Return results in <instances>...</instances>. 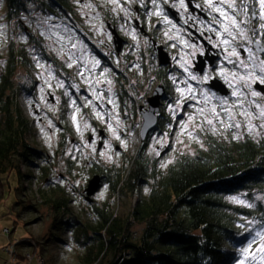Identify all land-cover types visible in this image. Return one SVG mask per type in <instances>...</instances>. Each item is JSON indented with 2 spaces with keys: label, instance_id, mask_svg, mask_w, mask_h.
<instances>
[{
  "label": "rangeland",
  "instance_id": "obj_1",
  "mask_svg": "<svg viewBox=\"0 0 264 264\" xmlns=\"http://www.w3.org/2000/svg\"><path fill=\"white\" fill-rule=\"evenodd\" d=\"M152 2L74 0L78 17L77 21L69 22L70 25L57 22L52 23L49 28L42 22L43 19L36 18H33L36 22H24L32 30L39 31L48 49L73 71V77L66 79L64 74H58L52 64L34 56L30 73L35 85L30 95H19V103L23 114L33 125L32 146L48 156L49 174L43 177L42 170L35 168L30 169L33 178L29 180L24 178L20 181L16 173L1 176L0 263L26 264V254L29 253L34 257L31 264H36L38 260L42 264H81L84 250L73 242L69 228L62 234L61 242L48 236L55 213L50 205L43 204L45 200L41 198L40 192L48 194L52 186L54 189L55 185H59V188L66 191L69 207L82 220H99L94 209L101 210L107 199L108 207L120 220H125L131 213L135 195L109 197L108 187L100 183L99 189L88 202L85 199V188L94 175H99L91 172L95 166L120 167L135 155L140 145L141 116L138 106L146 107L144 101L153 85L150 76H146L143 71L135 69L131 77L130 70L122 68L124 64L120 59L112 58L107 52L104 45L110 43V36L105 20H114L119 32L130 41L132 48L137 51L140 49L143 53L147 40L133 29L132 24L123 22L135 17V7L138 6L141 9L140 19L144 25L152 27L157 38H162L163 42L173 38L177 40L178 31L173 23H165L166 19H163L164 22L161 18L155 19L157 15ZM226 11L230 13L229 9ZM5 15L6 3L5 0H0V54L5 53L17 39L27 40L22 35L17 36L14 24L10 27V22L14 19L7 21ZM237 15L239 19H245L242 14ZM119 16L123 17L122 22H119ZM155 22H158L157 28L153 27ZM7 30L14 34V39L8 44ZM232 31L233 35L239 36L234 29ZM97 65H102L103 71L92 74L91 71ZM150 66L148 65L149 68ZM255 68L264 75L260 64L257 63ZM236 75L240 77L238 73ZM128 77L129 82L125 81L124 85L128 89L129 98L121 106L115 94L119 84L117 78L123 81ZM241 77L244 79V76ZM251 81L253 80H243L242 87L236 85V97L224 100L227 101L224 105L220 104L222 99H215V104L210 102L214 98L194 82L186 85L182 91L174 90L173 98L177 102L164 108L171 115L168 132L153 131L148 136L144 146L147 154L155 157L158 167L164 169L179 155H193L197 149H203V136L211 135L227 142L242 139L245 134L264 137V115L261 114L264 112V98L257 93L253 95L255 91ZM189 94L197 97L200 94L201 99L189 97ZM183 113L184 116L181 117ZM209 120L212 121L211 124H208ZM65 124L70 132L65 135L61 145V127ZM173 128L177 131L175 138H171L170 134ZM99 131L104 132L105 141L99 136ZM89 137L92 138L90 142ZM98 141H103L99 149ZM36 163L41 167L47 165L44 161ZM21 172L27 174L25 165L21 166ZM140 193H145L144 187L140 188ZM248 224L253 225L252 222ZM133 230L137 237L140 228L135 227ZM23 241H26L25 245L21 243ZM250 242L243 248H249L250 251L241 253V258L235 264H239L241 260L244 264H264V239L257 236ZM16 244L17 253L10 258L7 248Z\"/></svg>",
  "mask_w": 264,
  "mask_h": 264
},
{
  "label": "trees",
  "instance_id": "obj_2",
  "mask_svg": "<svg viewBox=\"0 0 264 264\" xmlns=\"http://www.w3.org/2000/svg\"><path fill=\"white\" fill-rule=\"evenodd\" d=\"M5 3L7 21L21 12L40 20L75 22L78 17L74 0ZM29 26L15 22V33L27 40L17 39L0 54V179L16 173L20 181L29 180L33 178L29 171L35 168L42 170L43 177L49 174L48 156L32 146L33 125L19 103V95H30L35 85L30 73L34 56L52 64L66 79L73 77V71L48 49L39 31ZM158 73L163 72L159 69ZM117 81L115 94L123 106L129 92L124 80ZM134 88L137 91V86ZM169 124L171 115L166 113L154 130L168 132ZM61 130L62 145L70 130L67 124ZM148 136L123 166L91 170L99 173L109 197L135 195L129 216L120 220L113 215L107 199L101 210L94 209L99 220H82L69 207L66 191L55 185L48 194L40 192L43 204L55 213L48 236L61 242L69 228L73 242L84 250L81 264H235L246 243L257 238V231H264V137L245 134L227 142L203 136V149L179 155L161 169L144 148ZM37 161L47 165L41 167ZM22 165L27 174L21 172ZM141 187L148 191L140 193ZM135 227L140 228L137 237Z\"/></svg>",
  "mask_w": 264,
  "mask_h": 264
},
{
  "label": "flooded vegetation",
  "instance_id": "obj_3",
  "mask_svg": "<svg viewBox=\"0 0 264 264\" xmlns=\"http://www.w3.org/2000/svg\"><path fill=\"white\" fill-rule=\"evenodd\" d=\"M152 1L155 7L154 12L157 15L155 19L161 18L162 22L165 21L163 19H166L169 23H173L175 29L178 31L179 37L177 40L173 38L163 42L162 38H157L154 31L151 30L152 27L143 24L140 19L141 9L136 6L135 17L133 16L131 20L126 19L123 21V17L119 16L118 20L119 22L123 21L126 24H132L133 29L138 31L144 37L143 39L147 40L146 50H143L144 52L142 53L140 49L138 51L136 48L133 49L130 41L119 32L117 23L110 19L105 20L106 29L110 36V43L104 46L112 58L120 59L121 63L124 64L122 68L125 67L127 70H130L131 77L133 76L132 71L135 69L143 71L146 76H150V82L153 85L150 87L151 92L149 96L156 86L161 85L164 87V96L161 99L158 122L161 120V117L166 115L165 106H172V104H175L174 102H177V99L173 98V91H182L191 82L204 88V91L214 99L229 101L236 97L233 95L236 85L242 87L243 80H253L251 81L253 82V90L261 98H264V94L254 88L255 84L264 85V82H262L264 75L260 72L258 73L255 68L257 63L261 67L264 66V30L259 29L261 21L258 18L253 19L250 24L241 25V27L247 30L246 36L240 37L236 35L237 38L235 40L228 37L230 43L223 45L220 43V40L226 34L221 33V37H217L214 32L208 30L212 16L218 14L211 12L205 0H184L183 8L180 7V0ZM223 2L225 9H228L227 5L229 3L225 0ZM247 6L249 9L247 16L250 17L252 11L255 10L258 17V0L255 5L249 2ZM229 12L230 16L233 15L231 10ZM242 15L245 17L244 14ZM150 19L155 20L152 17ZM157 23L155 22L153 27L157 28ZM107 24L111 28H114L117 34L124 40V44L118 52L115 50L112 34L107 28ZM211 27L217 28L220 32L223 31L218 25H211ZM253 28L256 31L255 36H253ZM257 40L261 41V43L257 44ZM256 45L260 52L256 49ZM158 47L162 48L168 59V64L165 66L158 65L156 52ZM233 51L236 55H230ZM148 65H151L150 68ZM159 69L163 73L159 74ZM237 73L240 77L236 75ZM241 76H244V79ZM129 78H125L124 82H129ZM217 82H219L220 86L224 87L223 91L227 92V94L222 95L211 88V85ZM149 96L145 98V101ZM189 97L196 98L197 96L189 94ZM198 97L197 99H201L200 94ZM142 107L146 108L147 106L142 105ZM101 139L105 141L106 137ZM103 141H98L99 143L101 142V146Z\"/></svg>",
  "mask_w": 264,
  "mask_h": 264
},
{
  "label": "snow or ice",
  "instance_id": "obj_4",
  "mask_svg": "<svg viewBox=\"0 0 264 264\" xmlns=\"http://www.w3.org/2000/svg\"><path fill=\"white\" fill-rule=\"evenodd\" d=\"M251 2L253 3V5H255V3L257 2V0H239V2H237V0H231V2L227 5V8L231 10V12L233 13V15H229L228 11H226L225 9V5L223 0H205V3L207 4L208 8L211 10V12L213 14H218V15H213L212 19L210 21V26L208 28V30L210 32H214L215 35L217 37H221V32L219 30H217V28H213L211 27V25H218V27L220 29H223V32L226 34L221 40L220 43H222L223 45H228L230 43L228 37H231L232 40H235L237 38V36L233 35V29L238 33V35L240 37H244L247 35V30L243 27H241V25L243 24H250L251 21L253 19L258 18L259 21H261V23L259 24V29L260 30H264V0H258L259 3V14L257 17V12L255 10L252 11L251 16L248 17V3ZM180 7L183 8L184 7V0H180ZM187 10V9H185ZM238 13L240 14H244L245 15V19L241 20L238 18ZM166 23H169V21H165ZM256 35V31L253 28V36ZM257 44H260L261 41L257 40L256 41ZM215 46V45H214ZM230 55H236V53L233 51L232 53H230ZM261 71H264V66L261 67ZM262 82H264V79H262ZM233 95H237L236 92H233ZM253 95L255 96L256 93H253ZM227 101L224 100H220V104L224 105L226 104ZM214 111V109H213ZM262 115H264V112L261 113ZM208 124H211L212 121L209 120L207 121ZM237 127H239V125H237ZM159 154V153H157ZM165 165H162V167H164ZM145 191L147 192L148 190L145 189ZM230 199H232L234 202L237 203H244V201L242 200H238L236 197H231ZM248 207H252L253 205H246ZM264 227V226H262ZM257 236L261 237L262 239H264V231H257L256 233ZM255 240V237L253 238V241ZM252 242H250L251 244ZM242 253L244 252H249L250 249L249 248H245L241 250ZM254 259V257H253ZM239 264H244V261L241 260L239 262Z\"/></svg>",
  "mask_w": 264,
  "mask_h": 264
},
{
  "label": "water",
  "instance_id": "obj_5",
  "mask_svg": "<svg viewBox=\"0 0 264 264\" xmlns=\"http://www.w3.org/2000/svg\"><path fill=\"white\" fill-rule=\"evenodd\" d=\"M137 25V23H136ZM107 28L109 29L110 33L112 34L113 44L115 45V50L118 52L122 45L124 44V40L117 34L114 28H111L107 24ZM257 49V45H256ZM258 50V49H257ZM157 57H158V65L165 66L168 64V59L166 54L163 52L161 47H158L157 50ZM258 52H260L258 50ZM219 82L211 85L215 91L220 92L222 95L227 94V92L223 91V86L218 84ZM254 88L264 94V85L255 84ZM164 96V87L161 85L156 86L153 89L152 94L146 99V108L142 106L139 107L140 116H141V125L139 130V141L144 142L147 138L148 134L156 128L158 122V113L160 111L161 99ZM99 136L101 138L105 137L103 131H99ZM91 137H89V142L91 141ZM101 147V142L98 143V149ZM101 177L100 175H94L87 183L85 188V199L86 201L90 202L91 197L97 192L100 187Z\"/></svg>",
  "mask_w": 264,
  "mask_h": 264
},
{
  "label": "built area",
  "instance_id": "obj_6",
  "mask_svg": "<svg viewBox=\"0 0 264 264\" xmlns=\"http://www.w3.org/2000/svg\"><path fill=\"white\" fill-rule=\"evenodd\" d=\"M17 21H22V22H28V21H33V22H36V20H34L32 17H28L25 13H20L19 14V16L16 18V19H14V20H12L11 22H10V27H12L13 26V24L15 23V22H17ZM42 22L44 23V24H46V25H48L49 26V28H50V25L52 24V23H57V22H62V23H64V24H69V22H70V20L69 19H57V18H52V19H45V20H42ZM70 25V24H69ZM10 30H7V36H6V39H7V44H8V42L10 41V40H13L14 39V34H13V32L12 31H10ZM103 71V67H102V65H97L96 67H95V69L94 70H92L91 71V73L93 74V73H101ZM103 93L105 94V92L103 91ZM210 102H212L213 104H215V102H216V100L215 99H212ZM209 102V103H210ZM185 109H186V106L184 107V109H183V112L185 111ZM184 116V113L182 114V116L181 117H183ZM171 138H175V136H177V131H176V129L175 128H173L172 129V131H171ZM5 233H8V230H5ZM17 246L16 245H11L10 247H8L7 248V251H8V253L10 254V258H13V256L17 253ZM26 259L28 260V262L26 263V264H31L32 263V261L34 260V257H33V255L31 256L29 253H27L26 254ZM0 264H6V263H0ZM36 264H42V261L41 260H38V262L36 263Z\"/></svg>",
  "mask_w": 264,
  "mask_h": 264
},
{
  "label": "bare ground",
  "instance_id": "obj_7",
  "mask_svg": "<svg viewBox=\"0 0 264 264\" xmlns=\"http://www.w3.org/2000/svg\"><path fill=\"white\" fill-rule=\"evenodd\" d=\"M16 246H17V244H16Z\"/></svg>",
  "mask_w": 264,
  "mask_h": 264
}]
</instances>
